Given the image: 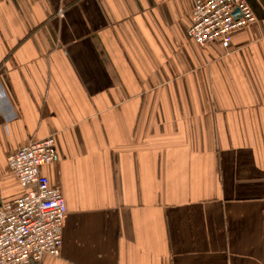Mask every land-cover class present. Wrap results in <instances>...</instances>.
Instances as JSON below:
<instances>
[{
  "label": "crops",
  "instance_id": "obj_1",
  "mask_svg": "<svg viewBox=\"0 0 264 264\" xmlns=\"http://www.w3.org/2000/svg\"><path fill=\"white\" fill-rule=\"evenodd\" d=\"M246 2L256 24L200 49L193 0H0V204L23 194L8 156L53 136L67 210L40 264H264V0Z\"/></svg>",
  "mask_w": 264,
  "mask_h": 264
},
{
  "label": "built area",
  "instance_id": "obj_2",
  "mask_svg": "<svg viewBox=\"0 0 264 264\" xmlns=\"http://www.w3.org/2000/svg\"><path fill=\"white\" fill-rule=\"evenodd\" d=\"M63 16L62 11L58 12ZM188 37L200 48H228L233 35L256 24L246 0H193ZM56 161L53 136L29 141L8 156L7 166L23 194L0 205V264H40L59 257L66 204L42 168Z\"/></svg>",
  "mask_w": 264,
  "mask_h": 264
}]
</instances>
